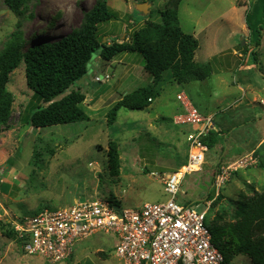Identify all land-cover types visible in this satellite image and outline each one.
<instances>
[{"label":"rangeland","instance_id":"1","mask_svg":"<svg viewBox=\"0 0 264 264\" xmlns=\"http://www.w3.org/2000/svg\"><path fill=\"white\" fill-rule=\"evenodd\" d=\"M94 1L30 0L17 15L0 0V51L11 39L21 41L25 49L39 39L57 38L77 27L82 11ZM106 2L116 18L98 24L102 41L122 40L145 19L133 5L143 1ZM153 2L163 9L167 0ZM179 7L182 29L199 32L195 60L210 61L212 75L178 84L165 71L157 86L159 95L151 104L143 110L120 108L112 124L106 117L110 106L122 94L151 83L140 53H121L110 63L96 51L88 62L85 82L79 84L90 119L42 128L27 126L20 120V115L37 101L26 85L24 62L12 71L7 85L13 97L9 125L0 130V211L4 209L7 218L14 221L42 207H66L91 197L114 198L125 207L167 199L160 178L180 167L187 156L186 127L173 121L179 110L175 95L180 91L202 114H211L214 127L224 134L204 152L200 169L184 175L177 202L189 203L198 212L206 209L209 222L219 215L226 221L240 194L264 190V0H185ZM130 8L137 24L128 22ZM56 12L61 15L53 27ZM147 17L159 19L154 6ZM120 58L123 60L118 62ZM102 74H108L109 80L93 86L92 78ZM108 84V91L98 90ZM239 85L244 87V94ZM160 117L169 120L161 121ZM110 140L117 142L119 150L118 175L107 166ZM241 158L247 160L246 165L229 173L220 187V196L213 199L217 165ZM6 228H0V264H125L115 253L116 237L112 234L98 232L74 239L70 257L50 263L40 255L26 254L20 241L4 235ZM229 264L251 262L247 255L238 254Z\"/></svg>","mask_w":264,"mask_h":264},{"label":"trees","instance_id":"2","mask_svg":"<svg viewBox=\"0 0 264 264\" xmlns=\"http://www.w3.org/2000/svg\"><path fill=\"white\" fill-rule=\"evenodd\" d=\"M27 1L30 0H4L7 8L17 15ZM180 1L167 0L164 8L157 10L158 20L146 17L140 27L129 35L125 33L122 40L102 41L98 24L115 19L116 14L110 10L106 0H95L82 11L80 24L57 38L39 39L25 49L18 39L8 41L0 51V130L9 125L13 97L7 85L10 74L21 61L24 62L26 85L33 92L32 97L37 104L24 109L28 112L21 114L20 120L34 128L90 119L83 105L85 93L77 81L87 75L88 62L96 51L106 62L121 53L138 52L142 55L144 71L152 78L150 84L122 94L110 106L106 114L108 124L115 121L120 108L143 110L149 106L159 95L157 86L162 82L165 71H169L172 80L178 84L210 77L213 73L211 62H196L194 58L199 47L198 38L180 27ZM60 15L58 12L54 14L53 27ZM160 120L169 118L160 117ZM221 134L224 132L217 127L210 129L202 143L211 148L219 142ZM107 166L112 174L118 175L120 158L114 140L108 142ZM218 196L219 193L213 199ZM108 200L119 204L114 198ZM234 205L229 220H222L219 215L209 222L206 217L213 243L223 253L226 264L238 254L247 255L251 264H264V190L252 189L249 195L242 193ZM45 208L53 209L42 207L40 211ZM2 222L0 228L7 226L4 235L22 244L8 221Z\"/></svg>","mask_w":264,"mask_h":264},{"label":"built area","instance_id":"3","mask_svg":"<svg viewBox=\"0 0 264 264\" xmlns=\"http://www.w3.org/2000/svg\"><path fill=\"white\" fill-rule=\"evenodd\" d=\"M108 74L95 75L96 83L108 81ZM181 111L173 121L181 127L187 142L185 162L162 176L161 184L168 198L125 207L105 198L91 197L74 201L66 207L45 208L35 214L5 218L26 254H37L50 263L70 257L74 239L101 232L116 237L114 250L125 264H226L223 253L212 241L206 223V209L177 202L179 186L185 174L200 169L207 147L202 138L215 129L212 115L202 114L183 91L175 95ZM264 105V101H262ZM250 159L248 156L244 157ZM244 158L219 165L213 176L215 196L228 180L229 173L246 165ZM155 174V172H150ZM208 206L210 201L207 202Z\"/></svg>","mask_w":264,"mask_h":264},{"label":"crops","instance_id":"4","mask_svg":"<svg viewBox=\"0 0 264 264\" xmlns=\"http://www.w3.org/2000/svg\"><path fill=\"white\" fill-rule=\"evenodd\" d=\"M140 1H149V0H140ZM185 0H181L180 1V3H179V6L182 4V2H184ZM154 2H153V0H150V5L148 6V9H149V12H148V14L151 12V8L154 6L155 8H156V11L159 9V8H161L162 7V5H158V4H153ZM166 4V3H165ZM134 5V4H133ZM178 6V18H179V24H180V27H181V23H180V17H179V7ZM140 13V12H139ZM141 14V13H140ZM148 14H146V15H143V14H141V15H143L144 16V18H146L147 17V15ZM129 16H130V18L128 19V22L129 23H133V24H137V22H136V20L135 19H133L132 18V16H133V11H132V9L130 8L129 9ZM145 19H143V20H140L139 22H138V25L139 26H141L142 24H143V21H144ZM212 21V20H211ZM211 21L210 22H208V24H210L211 23ZM208 24H206V25H208ZM205 25V26H206ZM205 26L204 27H202V28H200L198 31H200L201 32V30H203L204 28H205ZM182 28V27H181ZM194 29V28H193ZM183 30V29H182ZM184 31V30H183ZM188 33H192V34H194L195 35V37H197L198 38V35H197V33H199V32H188ZM125 36V34L123 35V37ZM123 39V38H122ZM199 40V39H198ZM199 44H200V41H199ZM196 51H198V49L196 50ZM195 54H196V52H195ZM194 58H195V56H194ZM115 58H113L112 60H110V63L111 62H115ZM121 60H123V58H120V59H118L117 61L119 62V61H121ZM212 75V74H211ZM210 75V76H211ZM94 83V84H93ZM104 82H102V83H100V84H103ZM106 83V82H105ZM92 84H93V86H97L98 85V83H96V82H94L93 80H92ZM104 87V86H103ZM103 87H101V88H99L98 90H101L102 91V89L104 90V91H108L109 89H110V85L108 84V85H106L105 86V88H103ZM239 89H240V91L242 92V94H244L245 93V89H244V87H241L240 85H239ZM262 101H264V100H262ZM97 102V105H98V108L99 107H101L100 106V104H101V100H97L96 101ZM262 104V103H261ZM176 106H178V108H179V110H177L176 111V113L175 114H177L178 112H180L181 111V105L179 104V102H178V105H176ZM101 110V109H100ZM174 114V115H175ZM173 115V116H174ZM209 115H211V114H209ZM187 128H189V127H186V130H188ZM185 130V131H186ZM264 138V137H263ZM263 138H261V140L263 139ZM260 140V141H261ZM260 141L257 143V144H259L260 143ZM244 152H246L245 150H242V152L241 153H244Z\"/></svg>","mask_w":264,"mask_h":264},{"label":"water","instance_id":"5","mask_svg":"<svg viewBox=\"0 0 264 264\" xmlns=\"http://www.w3.org/2000/svg\"><path fill=\"white\" fill-rule=\"evenodd\" d=\"M149 5H150V1H144V2H140V3H134L135 9L138 12H140L141 14H143V15L148 14V12H149L148 6ZM86 78H87V75H84L83 77H81L77 81V85L82 84L83 82H85Z\"/></svg>","mask_w":264,"mask_h":264}]
</instances>
